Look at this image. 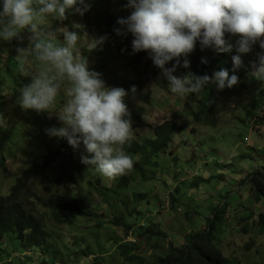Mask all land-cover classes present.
Instances as JSON below:
<instances>
[{
    "label": "rangeland",
    "instance_id": "374dc122",
    "mask_svg": "<svg viewBox=\"0 0 264 264\" xmlns=\"http://www.w3.org/2000/svg\"><path fill=\"white\" fill-rule=\"evenodd\" d=\"M118 1L124 4L125 0ZM107 3V0H94L91 9L83 16L73 14L69 10L67 19L62 24L59 21L53 22L51 18L46 22L58 27L67 26L69 21L71 24L68 28L76 31L80 30L72 29V24L80 23L84 25L83 32L87 33L89 38L100 37L104 34L99 33V30L93 28L94 31L88 32L85 28H92L86 26L87 19L92 22L96 11L103 12ZM126 13L130 14L129 11ZM235 39L232 38L233 44ZM86 44L87 37L82 35L78 47L87 58H90V52L85 49ZM103 44L105 45L98 48V56H105L104 61L110 58L114 60L108 66H104L103 61L97 64L99 58L93 54V59L89 60L91 62L89 67L100 72L107 85L115 86L118 77L130 78L128 76L130 70L120 66L126 58L120 56L115 46L107 40ZM16 46L15 40L11 43L0 42V60H5L4 56L7 55L14 57ZM197 46L200 47L199 44ZM257 51H259L258 44L246 54L237 53L235 47L228 52L227 63L230 66V75L233 70L232 56L241 55L243 65L235 71L239 83L231 89L225 88L222 91H217L215 85L208 86L213 88L217 100L212 104L209 114L202 115L201 122L195 120L194 112L198 110L192 105L191 99H199L205 87L197 94L186 96L172 94L158 79L144 83L143 88L137 87L133 103L144 111L142 123L133 124L134 139L139 141L147 139L154 134L156 126L172 118L177 119L184 129L174 134L169 145L171 152L163 157L166 162L160 161L154 173L138 175L136 180L129 181L128 186L121 190V195H116L114 198L115 205L108 207L103 203L102 196L96 193L95 188L87 186V180L114 189L121 177L111 180L102 177L95 169H90L81 173L76 184L64 187L52 184L41 175L38 176L36 195L47 197L63 190L65 193L83 198L88 210L95 214L90 218H78L76 225L59 224L49 217L44 221L46 229L53 232L55 247L62 257L66 259L67 253H77V257L80 258L77 263L74 255L69 260L70 263L66 264L125 263L121 255L116 252V246L120 244L117 239L125 238L124 230L112 225L114 215L123 216L129 223H135L134 227H138L147 219L159 222L168 232V242L182 246L187 242L186 236L192 232L202 234L206 231L208 218L213 217V209H217L224 218L222 242L229 247L233 242L230 248L234 250L235 256L241 259V264H264V232L258 224V216L264 212V206L253 204L249 198L247 185L240 186V182L246 179L248 173L264 166V110L257 111L255 118L251 119L245 109L248 108L250 111L253 102L258 104V101L254 100L257 93H264V81L257 80L249 74L250 62L256 59ZM122 54L126 55V53ZM29 63L34 65L35 62L30 60ZM186 70L179 67L177 72L179 75H184ZM245 70L248 74L244 77L241 72ZM15 72L21 77L0 85V103L3 109L0 119L4 118L7 121H5L9 126L7 131H14L13 134L0 137V152L5 159L3 164L0 162L1 193L11 188L24 168L33 162L41 163L42 155L46 152L41 149L40 139L41 133L47 126L46 120H38V113L32 114V110H22L16 104L19 89L29 83L31 77L24 76L19 66ZM130 80L133 78L131 77ZM115 87L123 86L119 83ZM63 102L64 96L61 92L57 98V109ZM42 113L49 119L50 127L60 126L55 115ZM3 129L0 128V135ZM52 139L55 145L59 144L58 137ZM242 155L247 159H242ZM173 156L178 157V163L172 159ZM136 158L138 159L139 156ZM127 175L130 176V172ZM200 180H203L201 185L193 188V184ZM137 193L148 195L142 201L136 202L134 194ZM172 194L176 198L174 207L171 202ZM111 196L112 193L109 194L110 198ZM121 197L126 198L127 201L121 202ZM40 208L45 211L43 206ZM129 211L135 213H130L129 216ZM251 213L253 218L245 219ZM101 221L102 226L98 225ZM124 240L135 241L133 244L137 246V252L139 254L141 252L147 258L167 249V242L163 240H152V244L158 242L153 246H149L148 241L135 238L134 235ZM246 244H249L250 251L246 250ZM86 248H90L94 253L89 256L82 254ZM43 256L44 254L40 255ZM98 256L102 257L103 261H95ZM62 263L65 264L64 261Z\"/></svg>",
    "mask_w": 264,
    "mask_h": 264
},
{
    "label": "clouds",
    "instance_id": "9594fccd",
    "mask_svg": "<svg viewBox=\"0 0 264 264\" xmlns=\"http://www.w3.org/2000/svg\"><path fill=\"white\" fill-rule=\"evenodd\" d=\"M93 2L0 0V42L17 41L14 59L23 75L31 77L19 89L16 104L22 110L38 113V120L48 122L42 112L55 115L60 126L46 128V134L66 139L74 150L83 145L87 155L81 156V162L94 167L102 177L116 180L127 175L135 164L125 151V145L134 139L126 102L129 91L107 85L102 74L89 67L87 56L78 47L82 35L87 37L85 49L89 52L101 47L108 36L89 38L83 32L84 25L76 22L72 29L80 31L67 26L53 27L46 22L51 18L62 24L69 10L83 16ZM122 10H129L130 14L118 17L119 27L113 31L122 37L131 34L132 54L146 52L172 94H197L209 84L222 91L239 83L235 74L243 65L239 54L232 56L231 75L226 68L211 76L191 71L175 74L179 67L190 68V54L196 56L210 49L225 53L235 47L237 53L246 54L258 44L249 74L264 81V0H126ZM202 63L207 60L202 58ZM61 92L64 102L57 109ZM134 92L135 85L131 88Z\"/></svg>",
    "mask_w": 264,
    "mask_h": 264
},
{
    "label": "trees",
    "instance_id": "16d2710c",
    "mask_svg": "<svg viewBox=\"0 0 264 264\" xmlns=\"http://www.w3.org/2000/svg\"><path fill=\"white\" fill-rule=\"evenodd\" d=\"M104 11H96L95 16L92 18V22L87 19L86 26L92 28H85L90 31L94 29L99 30V33L107 34V41L111 45L115 46L120 56L126 58L120 63L122 68L130 70L128 76L133 80L122 79L118 77L115 82V86L119 83L124 89L129 91V96L126 98L129 109L131 111L133 124L142 123V113L144 109L135 106L133 100L135 98V92L131 93V88L135 85L137 87H144V83L159 78L160 70L155 67L152 60L148 57L144 51L132 54L131 48V34L127 37L118 36L113 29L119 27L116 23L118 17H126V11L122 10L123 4L118 0H107ZM124 1V0H123ZM126 0L124 1V3ZM67 27L71 22L67 21ZM94 28V29H93ZM198 43V42H197ZM105 45V44H103ZM11 48V46H10ZM99 48V47H98ZM98 48L90 52V58L93 59V54L99 59L98 62H104V66H108L112 63L114 58H110L104 61L105 56H98ZM10 50V49H9ZM123 50V51H122ZM7 53V52H5ZM3 53V54H5ZM122 53H126L123 55ZM4 56V55H3ZM5 60H0V85L6 81L16 80L21 76L16 74L17 62L14 57L10 55L4 56ZM202 58L207 60V63H202ZM228 52L217 53L213 49H210L204 53H198L196 56L189 55L191 61L190 68L187 72L191 71L196 75L208 74L211 76L214 71L220 68L230 69L227 63ZM91 63V62H89ZM171 66V64H169ZM244 77L248 74L245 70L241 72ZM179 75L178 72L175 73ZM162 85L168 88L166 80L162 77L158 79ZM211 84L206 85L202 96L199 99H191L192 105H195L197 112H194L195 120L201 122L202 115L212 110V104L215 103L217 97L211 89ZM258 99H257V98ZM264 93H257L255 101L253 102L250 111H248L251 119H254L256 112L264 110ZM133 107V109H131ZM207 114V115H208ZM3 124L0 128H4L0 137L5 134H13L14 131H7L9 126L5 123V119L2 118ZM177 119H168L160 125L154 128V134L143 141L133 139L130 145H125V151L135 161L134 168L130 171V176L125 175L118 180L114 189L105 188L102 184H93L90 180H87L88 187H94L96 193L102 196L103 203H106L108 207L116 204V195H121L122 189L128 186L129 181H134L138 178V175H147V173H154L157 169L160 161L166 160L163 158L165 155L171 152L169 145L173 139L175 133L183 131V126L177 122ZM7 122V121H6ZM50 121L47 122L46 128L50 127ZM53 126V125H52ZM7 131L6 133H4ZM41 149L47 150L42 155V162H33L28 167L24 168L20 175L16 179V184H13L9 190L5 193L0 192V263L1 264H63L62 261L70 263L69 260L75 255L77 263L80 258L76 254H66V259L62 257L61 253L55 247L53 241L52 231H49L45 227V220L49 217L53 221L59 224L76 225L78 218H90L94 216V212L88 210L86 202L80 196H73L65 193L63 190L54 192L50 196L42 197L36 195L37 188L36 180L41 175L42 178L49 180L52 184L58 186L67 187L73 186L77 183L78 177L83 171L94 169L92 166H88L81 162V156L87 155L82 150L83 145L77 150H74L63 138H59L58 146L52 142V137L48 136L45 131L41 133ZM33 148V147H32ZM0 162L3 164L5 159L3 154L0 153ZM139 156L137 159L136 157ZM242 159H247L242 155ZM178 163V157L172 158ZM1 166V165H0ZM5 167V166H4ZM6 168V167H5ZM66 170V172L64 171ZM264 166L255 168L247 174L246 179L240 182V186L247 185L249 198L253 204H262L264 206ZM26 174V175H25ZM38 174V175H37ZM23 175V176H22ZM37 175V176H36ZM21 176V177H20ZM22 178V179H21ZM35 180V181H34ZM203 180L193 184V188H197L201 185ZM68 183V184H67ZM65 184V185H63ZM90 184V185H89ZM112 193L111 198L109 194ZM147 193L134 194V200L136 202L142 201L147 197ZM121 202H126L127 199L121 197ZM172 206H175V195L171 196ZM40 206L45 208L42 212ZM176 209L177 206H176ZM173 208V210H176ZM130 213H135L129 211ZM142 214V212H140ZM212 216L208 218V228L204 233H191L186 236L187 242L182 246H176L174 243H169L168 232L164 230L159 222L151 219L139 224L138 227H134L135 223H129L123 216H113L112 225L121 227L124 230L123 236L126 238L135 236L142 241H148L149 246H153L158 242L152 240H163L167 242V249L163 250L157 255H153L147 258L141 252H137V246L132 241H125V238L117 239L120 244L116 246V252L119 253L123 259L124 264H241V259L236 257L234 250L231 249L233 242L225 246L222 242V234L224 232L222 228L223 215L217 209H213ZM253 214L245 219H252ZM258 224L264 232V212H261L258 216ZM98 225H103L102 221ZM247 232V230H245ZM253 245V242L250 243ZM155 247V246H154ZM249 244L245 245L248 250ZM251 250V249H250ZM248 250V251H250ZM41 253V254H39ZM94 251L90 248H86L82 251V254L89 256ZM44 254L43 257L40 255ZM8 258L10 259L8 261ZM57 259H59L57 261ZM103 261L102 257L98 256L95 261ZM87 264H93L89 262ZM96 264H101L97 263ZM104 264V263H103ZM108 264H115L110 262Z\"/></svg>",
    "mask_w": 264,
    "mask_h": 264
},
{
    "label": "bare ground",
    "instance_id": "6f19581e",
    "mask_svg": "<svg viewBox=\"0 0 264 264\" xmlns=\"http://www.w3.org/2000/svg\"><path fill=\"white\" fill-rule=\"evenodd\" d=\"M233 38H234V37H233ZM200 53H204V52H200ZM230 63H231V62H230ZM186 73H187V70H186L185 74H186ZM39 156H40V155H39ZM39 156H38V157H39ZM6 169H7V168H6ZM64 171L66 172V170H64ZM25 175H26V174H25ZM37 175H38V174H37ZM37 175H36V176H37ZM22 176H23V175H22ZM20 177H21V176H20ZM21 179H22V178H21ZM3 181H4V180H3ZM13 181H14V180H13ZM34 181H35V180H34ZM14 184H16L15 181H14ZM67 184H68V183H67ZM63 185H65V184H63ZM68 186H69V185H68ZM42 191H43V190H42ZM42 212H43V211H42Z\"/></svg>",
    "mask_w": 264,
    "mask_h": 264
}]
</instances>
